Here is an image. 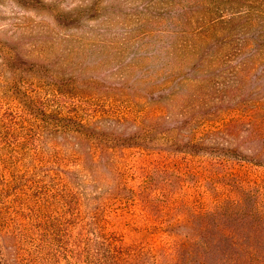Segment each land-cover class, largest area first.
Instances as JSON below:
<instances>
[{"label": "trees", "instance_id": "16d2710c", "mask_svg": "<svg viewBox=\"0 0 264 264\" xmlns=\"http://www.w3.org/2000/svg\"><path fill=\"white\" fill-rule=\"evenodd\" d=\"M196 1L208 16L222 3L239 7L210 23L216 31L196 66L225 45L237 62L258 51L264 22L258 16L261 23L245 24L254 19L242 10L247 0ZM179 9L196 11L192 2ZM11 51L0 49L1 203L51 194L55 179L56 241L66 261L264 264V130L258 123L242 132L246 120L237 115L217 121L198 111L172 120L159 105L138 111L135 101L88 93L126 89L129 81L93 76L82 84L48 65L4 80L17 72L10 59H22ZM234 138L253 146L242 154L231 146ZM48 219L33 223L46 227ZM126 231L140 239L128 241Z\"/></svg>", "mask_w": 264, "mask_h": 264}, {"label": "rangeland", "instance_id": "374dc122", "mask_svg": "<svg viewBox=\"0 0 264 264\" xmlns=\"http://www.w3.org/2000/svg\"><path fill=\"white\" fill-rule=\"evenodd\" d=\"M190 2L193 13L179 9ZM247 2H242V10L264 22V0ZM220 8L208 16L207 8L196 0H0V49L22 54L18 61L10 59L17 70L14 77L2 79L19 80L24 70L48 65L51 72L82 84L93 76L113 83L129 81L126 89L88 93L121 103L135 101L138 111L159 105L172 120L198 111L217 121L237 115L246 120L242 132L256 123L264 130V24L258 51L244 61L231 60L232 49L225 45L203 64H194L216 31L210 23L238 12L239 7L231 10L222 3ZM254 19L245 24L261 23ZM230 143L242 154L253 146L238 145L235 138ZM53 181V193L30 202L21 197L19 203L4 206L5 197L0 198L3 264H71L72 258L66 261L58 251L59 201ZM49 214L51 224L34 225V218L49 220ZM126 239L140 238L126 231Z\"/></svg>", "mask_w": 264, "mask_h": 264}]
</instances>
